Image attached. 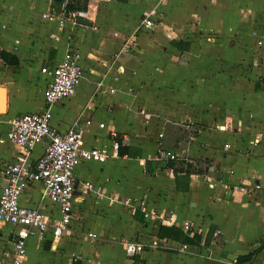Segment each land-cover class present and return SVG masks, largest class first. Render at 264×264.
<instances>
[{
    "label": "crops",
    "instance_id": "crops-1",
    "mask_svg": "<svg viewBox=\"0 0 264 264\" xmlns=\"http://www.w3.org/2000/svg\"><path fill=\"white\" fill-rule=\"evenodd\" d=\"M53 11V0H0V53L17 60L0 57V193L16 153L9 122L44 111L41 69L66 56H79L83 77L51 107V127L78 121L85 148L118 142L124 151L76 165V188L93 190L75 192L68 232L53 240L49 227L26 240L23 264H264V89H255L264 79V0H87L90 27L42 18ZM161 150L177 160H156ZM19 203L49 225L59 217L39 183ZM24 231L0 223L1 264ZM123 241L141 253L127 256Z\"/></svg>",
    "mask_w": 264,
    "mask_h": 264
},
{
    "label": "built area",
    "instance_id": "built-area-1",
    "mask_svg": "<svg viewBox=\"0 0 264 264\" xmlns=\"http://www.w3.org/2000/svg\"><path fill=\"white\" fill-rule=\"evenodd\" d=\"M67 2L68 0L64 1L59 13L53 11L42 15V18L49 22H56L60 26L65 23L77 25L78 19L88 20L87 11L66 13L64 7ZM141 26L145 29L152 26L150 15L144 17ZM258 44L260 45L261 42ZM41 73L47 78L43 90L44 111L23 114L11 119L6 134L7 142L16 148V153L13 162L3 166L7 183L0 193V223L25 229L12 244L13 258L10 264H23L26 257V240L29 237L41 238L47 228L51 227L53 240H56L69 231V225L73 219L75 192L85 196L87 192L93 190V185L90 183L76 188V165L80 161L104 163L109 158L118 156V142H113L110 149L107 147L85 148L83 146L84 129L78 121L64 132H58L50 125L51 107L61 100L72 97L82 80L83 68L79 56H66L51 69L42 68ZM98 88L102 92H115L113 89L103 88L101 83ZM90 125L91 121L85 122V126ZM103 127L104 124L99 125V128ZM41 143L45 144L42 154L38 159L32 160L31 152ZM156 160L176 161L177 157L167 150H161L157 153ZM33 183L41 184L43 198L54 204L59 211L58 219H53L50 225L47 218L39 211L23 207L19 203L23 190ZM255 189H259V186L256 185ZM125 204L129 207L137 206L145 211L143 202L126 200ZM149 216V213L144 212L145 218ZM166 221L168 224L174 222L172 213L168 215ZM189 228L190 225L184 222L183 229L188 231ZM87 237L96 239L92 233L87 234ZM122 244L129 257L142 251L140 244L127 241H123ZM153 245L160 248L156 243Z\"/></svg>",
    "mask_w": 264,
    "mask_h": 264
},
{
    "label": "trees",
    "instance_id": "trees-1",
    "mask_svg": "<svg viewBox=\"0 0 264 264\" xmlns=\"http://www.w3.org/2000/svg\"><path fill=\"white\" fill-rule=\"evenodd\" d=\"M86 5H87V0H83V1H80V0H68L67 4L64 7V10H65L66 13L76 12V11H85L86 10ZM0 57H1V59H3L5 62H8V63L15 64L17 62V60L13 56H11V55H9V54H7L5 52H1L0 53ZM262 82H263L262 86L255 85V89L256 90L264 89V79L262 80ZM118 149H119L118 150L119 154L122 155L123 151H124V148L119 146ZM181 158H182L181 160L185 161L184 157H181ZM170 166L173 167V163L170 164ZM179 171L180 172H184L185 173L184 175L186 177H188L190 175V173L187 170H184L183 168H180ZM165 230H166V228H164V227L160 229V233H159L160 237H163V234H164ZM176 236L172 237V238L180 239V240H183L185 242H191L186 236L182 235L181 232H177Z\"/></svg>",
    "mask_w": 264,
    "mask_h": 264
},
{
    "label": "water",
    "instance_id": "water-1",
    "mask_svg": "<svg viewBox=\"0 0 264 264\" xmlns=\"http://www.w3.org/2000/svg\"><path fill=\"white\" fill-rule=\"evenodd\" d=\"M63 3H64V0H53V4H54V7H55V10L58 13L61 11ZM77 23L79 25L85 26V27H90L91 26V23H89L88 21L83 20V19H78ZM1 92H3V90H1Z\"/></svg>",
    "mask_w": 264,
    "mask_h": 264
},
{
    "label": "rangeland",
    "instance_id": "rangeland-1",
    "mask_svg": "<svg viewBox=\"0 0 264 264\" xmlns=\"http://www.w3.org/2000/svg\"><path fill=\"white\" fill-rule=\"evenodd\" d=\"M143 19H144V18H143ZM143 19H142V20H143ZM142 20H141V21H142Z\"/></svg>",
    "mask_w": 264,
    "mask_h": 264
}]
</instances>
